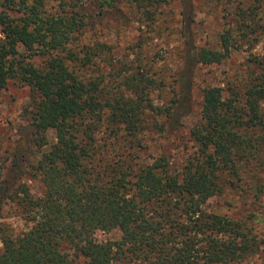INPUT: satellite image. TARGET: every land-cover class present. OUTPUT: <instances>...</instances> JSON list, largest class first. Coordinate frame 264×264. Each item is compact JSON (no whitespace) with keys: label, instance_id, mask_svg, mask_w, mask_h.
<instances>
[{"label":"trees","instance_id":"trees-1","mask_svg":"<svg viewBox=\"0 0 264 264\" xmlns=\"http://www.w3.org/2000/svg\"><path fill=\"white\" fill-rule=\"evenodd\" d=\"M116 2L0 0V92L9 81L29 90L0 162V219L12 214L24 227L0 223V264H264L253 213L235 219L206 208L226 190L251 203L264 195V47L236 76L201 90L188 131L194 150L178 170L163 155L133 163L138 136L163 131L177 102L154 105L162 79L146 65L115 68L103 60L108 45L83 42L93 19L109 27ZM125 2L149 26L166 5ZM252 3L225 21L214 48L196 49L194 63L219 65L264 42V0ZM97 231L119 237L96 242Z\"/></svg>","mask_w":264,"mask_h":264},{"label":"rangeland","instance_id":"rangeland-1","mask_svg":"<svg viewBox=\"0 0 264 264\" xmlns=\"http://www.w3.org/2000/svg\"><path fill=\"white\" fill-rule=\"evenodd\" d=\"M96 0H92L94 2ZM118 10L109 9L110 25L98 24L85 35L83 42H103L111 48L103 60L118 67L117 62L132 65H146L155 79H162V85L152 90L151 102L158 106L170 105L176 99L169 123L163 131L158 127L144 131L139 147L133 149V163H149L152 158L163 155L168 158L172 171L178 170L194 150L189 138V129L198 119L201 102V90L205 86H220L226 78L237 75L243 69L244 61L251 53L260 55L264 47L261 41L249 51H234L229 58L219 65L194 63L192 55L198 47L214 48L217 34L229 17L235 18L238 7L245 10L248 5H255L253 0H166V5L156 16L154 24L138 23L128 9L125 0H117ZM115 61V63H114ZM99 65H102L99 63ZM29 90L25 86L7 82L0 92V162L4 151L13 148L17 138L16 131L21 124L20 112L27 103ZM160 121V119H159ZM47 143L53 141L52 130L46 132ZM98 138L101 134L97 135ZM33 197L40 196L41 187L37 181L23 177ZM264 194V192H263ZM206 208L220 215L232 218H245L254 214L248 225L259 237L264 236V195L252 202L229 190L211 197ZM5 209L2 213H5ZM0 223L7 224L13 233H19L24 223L12 214L5 215ZM117 231L95 232L96 242L115 240ZM1 247V244H0ZM251 257L241 264L258 263Z\"/></svg>","mask_w":264,"mask_h":264}]
</instances>
